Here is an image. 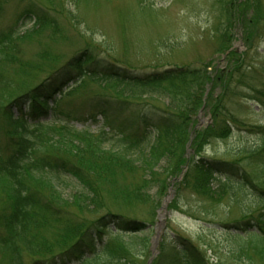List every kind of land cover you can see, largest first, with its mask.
Listing matches in <instances>:
<instances>
[{"label":"rangeland","instance_id":"1","mask_svg":"<svg viewBox=\"0 0 264 264\" xmlns=\"http://www.w3.org/2000/svg\"><path fill=\"white\" fill-rule=\"evenodd\" d=\"M34 5L46 9L48 17L36 26L38 16ZM0 10V29L8 30L19 23V34L9 47L15 61L0 74L1 102L44 81L53 67L84 50L99 60L111 62L116 73L101 70L104 74L97 76L86 69L82 74L72 71V78L79 80L45 118L51 121L57 114L62 117L69 114L73 125L93 133L102 125L105 129L109 126L100 115L96 116V123L86 118L101 99L132 103L134 106H127L130 108L123 112L124 117L132 108L140 113L153 110L155 104L162 106L153 95L140 93V88L130 82L100 78L101 75L140 79V75L171 65L202 63L210 74L204 91L210 106L219 90L214 74L233 66L230 86L236 96L232 97L234 103L230 108V133L194 151L191 142L194 133L190 127L184 155L187 159L201 153L209 158L237 160L247 169L249 180L264 185V0H0ZM24 12L29 13L30 19L23 18ZM227 51L236 55L225 58ZM211 121L206 107L197 112L193 126L203 129ZM149 156L148 167L115 171L109 189L100 191L98 200L90 202L93 205L84 204L82 208L75 201L76 193L82 190L78 182L66 175L51 180L63 198L74 197L69 209L88 220L113 205L133 207L140 219L149 222L150 249L158 229L157 251L163 241L170 240L165 236L168 233L194 242L208 264L255 263L254 259L229 253L230 235L220 221L241 218L251 212L257 214L264 203L245 190L222 197L198 195L183 180L189 161L174 171L175 156L159 155V152ZM28 183L31 190L50 195L52 183L49 186L44 179L31 178ZM4 212L0 205V215ZM49 224L54 226V220ZM0 236L12 239L6 230L0 229ZM28 238L42 256L61 250L65 240L58 230L51 228H31ZM21 252L24 263L31 264L34 256L24 249ZM14 262L11 249L0 247V264Z\"/></svg>","mask_w":264,"mask_h":264},{"label":"trees","instance_id":"2","mask_svg":"<svg viewBox=\"0 0 264 264\" xmlns=\"http://www.w3.org/2000/svg\"><path fill=\"white\" fill-rule=\"evenodd\" d=\"M32 7L38 16L35 26L48 20L46 9ZM28 14L24 12L23 18L30 19ZM18 27L19 23L8 30L0 29V74L15 61L9 47L19 34ZM235 55L229 51L225 58ZM68 60L53 67L44 81L26 87L15 98L5 101L2 97L3 102L0 101V205L5 209L0 215V229L12 238L0 236V247L11 249L14 264H25L22 249L34 256L31 264H145L149 257L151 227L135 214L132 206L127 209L126 205H113L88 220L69 209L74 197L63 198L51 180L54 176L66 175L78 182L82 190L76 193L75 201L82 208L84 204L93 205L90 202L98 200L99 192L109 189L115 171L148 167L149 155L159 152V155L175 156L174 171L189 161L183 180L198 195L222 197L245 190L264 203V185L249 180L247 169L239 161L209 158L201 153L193 159L184 155L190 127H193L194 151L230 133V108L234 103L232 97L236 96L230 86L233 66L214 74L219 90L210 106L204 92L210 74L202 63L171 65L140 75V79L101 75L100 78L130 82L140 88V93L153 95L162 106L155 104L153 110L140 113L132 108L124 117L123 112L130 108L127 106H134L132 103L101 99L86 118L96 123V116L100 115L109 126L105 130L102 125L93 133L73 125L69 114L63 117L57 114L50 122L44 118L79 80L72 78V71L82 74L86 69L99 76L104 74L101 70L116 73V69L111 67V62L99 60L86 50ZM202 106V110L208 108L212 121L198 129L193 125ZM30 178L44 179L49 186L52 183L50 195L31 190ZM51 220L54 226L49 224ZM220 224L230 235V254L256 260L253 264H264V208L257 214L251 212ZM31 228L58 230L65 239L62 249L51 256H42L39 248L28 240ZM165 236L170 240L160 244L151 264H208L194 242L181 235Z\"/></svg>","mask_w":264,"mask_h":264},{"label":"water","instance_id":"3","mask_svg":"<svg viewBox=\"0 0 264 264\" xmlns=\"http://www.w3.org/2000/svg\"><path fill=\"white\" fill-rule=\"evenodd\" d=\"M163 208V207H162ZM158 235H159V231H158V229H157V232H156V234H155V236L152 238V245H151V249H152V256H151V258L153 257V255L156 253V245H157V237H158ZM150 260L151 259H149L148 260V263L147 264H149L150 263Z\"/></svg>","mask_w":264,"mask_h":264}]
</instances>
